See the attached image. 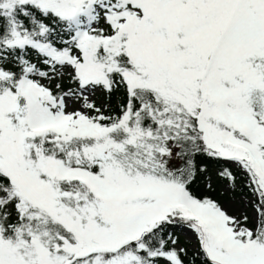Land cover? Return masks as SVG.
<instances>
[{"label":"snow or ice","instance_id":"1","mask_svg":"<svg viewBox=\"0 0 264 264\" xmlns=\"http://www.w3.org/2000/svg\"><path fill=\"white\" fill-rule=\"evenodd\" d=\"M0 264H264V0H0Z\"/></svg>","mask_w":264,"mask_h":264},{"label":"rangeland","instance_id":"2","mask_svg":"<svg viewBox=\"0 0 264 264\" xmlns=\"http://www.w3.org/2000/svg\"><path fill=\"white\" fill-rule=\"evenodd\" d=\"M221 202H222V203H225V204H226V206H227V203H226V201H224V200L222 199V200H221ZM181 241H182V242H184V238H183V237H181Z\"/></svg>","mask_w":264,"mask_h":264}]
</instances>
